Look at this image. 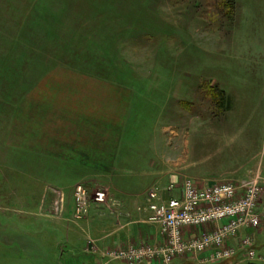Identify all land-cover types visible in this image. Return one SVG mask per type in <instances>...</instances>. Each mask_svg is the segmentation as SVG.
<instances>
[{
    "label": "rangeland",
    "instance_id": "rangeland-1",
    "mask_svg": "<svg viewBox=\"0 0 264 264\" xmlns=\"http://www.w3.org/2000/svg\"><path fill=\"white\" fill-rule=\"evenodd\" d=\"M223 2L0 0V264H50L52 259L41 206L29 210L10 198L16 181L28 178L29 160L35 159L29 145L37 144L36 124L28 115L42 113L43 105L50 104L45 96L83 107L109 100L118 104L123 95L132 107L146 109V120L162 107V134L151 139L156 152L169 159L162 187L192 180L187 166L194 169L200 163L188 158L192 132L223 130L221 142L230 149L235 136L255 131L259 152L264 151V0H235L232 13ZM134 138L138 145L147 142L139 132ZM80 186L92 200L95 192L108 191ZM19 188L29 191L32 186ZM86 218L72 216L74 222ZM60 240L65 246V238ZM162 240L152 246H165ZM33 245L42 247L35 251ZM142 245L151 244L133 246ZM60 252L70 257L69 248ZM183 256L197 264L198 257L188 253L176 259ZM157 259L143 261L162 264ZM85 261L77 258L70 264ZM121 263L126 264H115Z\"/></svg>",
    "mask_w": 264,
    "mask_h": 264
},
{
    "label": "crops",
    "instance_id": "crops-1",
    "mask_svg": "<svg viewBox=\"0 0 264 264\" xmlns=\"http://www.w3.org/2000/svg\"><path fill=\"white\" fill-rule=\"evenodd\" d=\"M45 97L50 104L43 105L42 113L28 115L36 124L32 131L37 144L29 145L34 163L29 160L27 181H16L17 188L12 189L10 198L11 202L16 199L21 207L29 210H39L40 206L43 209V229L48 230L51 237L50 264H70V260L77 258L89 261L77 264H96L105 252L113 249H127L142 242L162 243L158 226L146 223L147 193L152 185L162 184L163 166L169 160L159 155L151 144V139L163 131L159 123L162 107L156 110L153 119L146 120L150 117L146 109L132 107L129 97L123 95L118 104L109 100L106 104L83 107L61 98ZM137 132L147 138L143 146L133 141ZM253 132L235 136L234 148L230 149L226 142H221L223 130L192 132L187 141L188 158H192V162L200 161L194 169L190 163L187 166L188 177L194 185L206 187L237 182L256 170L264 177V151L259 152ZM24 183L32 189L21 191L19 185ZM77 185L106 188L117 206L91 208L89 219L74 222L72 198ZM17 192L25 195L20 197ZM60 195L64 200L61 213L58 212ZM219 225L184 229L183 236L185 239L201 236ZM88 236L91 239L86 241ZM244 236L253 239V256L239 255L231 264H264V257L255 254V251L264 254V229L243 231L231 238L226 247L237 249ZM61 237L65 238V246L59 243ZM30 247L39 251L42 246ZM64 247L69 248L67 259L62 252L59 254ZM214 256L210 250L199 255L195 262L207 264ZM174 264L193 263L177 259Z\"/></svg>",
    "mask_w": 264,
    "mask_h": 264
},
{
    "label": "built area",
    "instance_id": "built-area-1",
    "mask_svg": "<svg viewBox=\"0 0 264 264\" xmlns=\"http://www.w3.org/2000/svg\"><path fill=\"white\" fill-rule=\"evenodd\" d=\"M263 179L258 173L237 183L218 184L213 187H196L191 180L170 184L165 189L152 187L147 195V222L158 225L166 245L162 247L142 245L104 254V263L118 261L139 264L148 258H158L162 264H171L179 255H199L212 251L214 259L208 264H217L236 255L227 248V241L241 230L264 228V202L262 201ZM162 192L175 195L167 200ZM74 218H85L91 205L111 208L116 201L107 191L94 193L93 200L85 186L74 190ZM62 202V198H60ZM58 211H62L61 208ZM213 231L199 237L185 239L182 229L218 224ZM253 241L246 237L241 241L240 253L253 256ZM211 260V259H210Z\"/></svg>",
    "mask_w": 264,
    "mask_h": 264
},
{
    "label": "trees",
    "instance_id": "trees-1",
    "mask_svg": "<svg viewBox=\"0 0 264 264\" xmlns=\"http://www.w3.org/2000/svg\"><path fill=\"white\" fill-rule=\"evenodd\" d=\"M221 1L225 2V3L223 2L224 3L223 6H224L226 12H231L232 10H234V8H235V0H221ZM218 94H219L218 96L216 94V98H219V100L221 102L220 104H222L221 100L223 99V93L219 92Z\"/></svg>",
    "mask_w": 264,
    "mask_h": 264
}]
</instances>
